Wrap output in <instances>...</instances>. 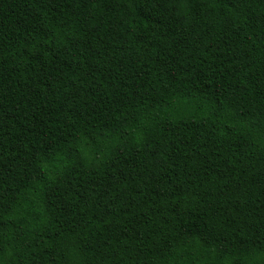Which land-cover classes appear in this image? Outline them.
<instances>
[{
	"label": "trees",
	"instance_id": "obj_1",
	"mask_svg": "<svg viewBox=\"0 0 264 264\" xmlns=\"http://www.w3.org/2000/svg\"><path fill=\"white\" fill-rule=\"evenodd\" d=\"M0 264H264V0H0Z\"/></svg>",
	"mask_w": 264,
	"mask_h": 264
}]
</instances>
